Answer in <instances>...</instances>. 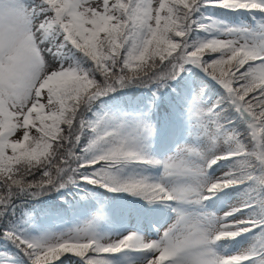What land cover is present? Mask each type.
Wrapping results in <instances>:
<instances>
[{"label":"snow or ice","instance_id":"6c2138e0","mask_svg":"<svg viewBox=\"0 0 264 264\" xmlns=\"http://www.w3.org/2000/svg\"><path fill=\"white\" fill-rule=\"evenodd\" d=\"M206 7L264 14V0H0V236L26 264H264V15L229 25ZM188 65L223 93L194 90L195 140L171 155L151 152L143 112L94 110L129 85L155 96ZM80 181L172 215L154 237L106 231L103 204L63 231L12 219L18 198ZM226 189L235 201L212 211Z\"/></svg>","mask_w":264,"mask_h":264},{"label":"trees","instance_id":"16d2710c","mask_svg":"<svg viewBox=\"0 0 264 264\" xmlns=\"http://www.w3.org/2000/svg\"><path fill=\"white\" fill-rule=\"evenodd\" d=\"M202 13L227 22L229 25L241 24V21L251 20L253 16L257 17L253 21L258 23L259 18L264 15L249 13L244 10L233 12L216 7L202 8L197 15ZM196 35L203 37L206 33H193L194 37ZM187 67L190 71L181 73L176 80L170 81L167 86L160 88L155 96H153V92L156 91L154 86L129 85L124 88H117L108 93L107 96L97 100L94 110L98 112H114L123 108L131 110L132 104L142 99L145 119L152 127L151 141H147V143L154 155L164 158L163 149L167 145L174 146L183 133V128L190 117L187 111L188 100L192 98L195 88L198 86L203 89L206 101L217 99L223 93L222 87L207 75L201 74L192 65ZM181 97L188 99L181 102ZM225 191L230 195L236 194L232 189ZM15 204L17 211L12 219L18 221V226L32 235L49 228L59 216L74 223L85 214H89L99 204H103L108 210V219L102 222L103 228L122 224L127 217V209L130 208L148 227L160 223L170 212V208L165 203L149 204L127 193L109 192L99 185H89L83 181L78 182L76 186L69 184L59 190L47 191L35 197L22 196L15 201ZM3 257H8L17 264H26L23 253L0 236V261L3 260Z\"/></svg>","mask_w":264,"mask_h":264},{"label":"rangeland","instance_id":"374dc122","mask_svg":"<svg viewBox=\"0 0 264 264\" xmlns=\"http://www.w3.org/2000/svg\"><path fill=\"white\" fill-rule=\"evenodd\" d=\"M238 22V21H235ZM239 23V22H238ZM254 25L257 24L256 21H253V19H247V21H241V24H238L240 26L243 25ZM200 87H196L195 91H199ZM216 99H212L209 101H206L204 99L205 103H212L214 102ZM125 109V108H123ZM131 109H135L137 111L140 112H144V108H143V102L142 99H139L138 101H136L135 103L132 104ZM145 118V116H144ZM196 132V129L193 126L192 120L189 117L186 125L183 128V133L181 135V137L178 139L177 143L174 146L171 145H167L164 149H163V157L171 155L174 151L177 145H182L184 143H192L195 140V135L194 133ZM147 141H151V136L148 137ZM228 192L224 191L222 193H218L216 197L213 198V200L209 203V208L212 211H223V210H227V208L235 201L236 199V194L234 195H228ZM90 214V213H89ZM89 214H85L80 220L75 221L74 223H71L70 221L65 220L63 217L59 216L57 221H54L51 223L49 228L44 229L43 231H63L65 229L71 228L73 227L75 224H77L78 222L88 218ZM172 215L171 210L168 214H166L165 218L160 222L157 223V225L152 226V227H148L145 225V223L141 220V218L137 217L135 215V211L133 209H127V217L126 219L122 222V224H115V225H111V226H107L104 227V229L106 231H121V230H125L128 228H132L138 231H141L145 234H150L153 237L155 236V230L156 227H159L162 224H165L170 216ZM230 246H238L237 245H230ZM12 261L14 260H10L8 257H3V260H1L0 262H2V264H12ZM14 264H17L14 261Z\"/></svg>","mask_w":264,"mask_h":264},{"label":"water","instance_id":"95a60500","mask_svg":"<svg viewBox=\"0 0 264 264\" xmlns=\"http://www.w3.org/2000/svg\"><path fill=\"white\" fill-rule=\"evenodd\" d=\"M196 69H198L201 73H203V71L200 69V68H198V67H196V66H194ZM203 74H205V73H203ZM206 75V74H205Z\"/></svg>","mask_w":264,"mask_h":264}]
</instances>
